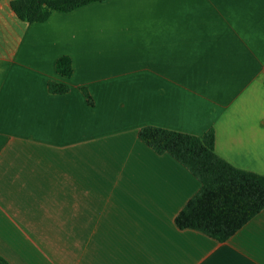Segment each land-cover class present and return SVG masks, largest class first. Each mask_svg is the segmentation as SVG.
Here are the masks:
<instances>
[{
    "label": "crops",
    "instance_id": "0c3cea01",
    "mask_svg": "<svg viewBox=\"0 0 264 264\" xmlns=\"http://www.w3.org/2000/svg\"><path fill=\"white\" fill-rule=\"evenodd\" d=\"M13 1L0 0V256L264 264V210L225 243L181 230L202 184L139 137L213 129L222 159L264 176V0H108L34 24Z\"/></svg>",
    "mask_w": 264,
    "mask_h": 264
},
{
    "label": "trees",
    "instance_id": "16d2710c",
    "mask_svg": "<svg viewBox=\"0 0 264 264\" xmlns=\"http://www.w3.org/2000/svg\"><path fill=\"white\" fill-rule=\"evenodd\" d=\"M108 0H15L11 8L16 16L29 24L45 23L52 13H70L92 3ZM57 73L71 78L72 59L60 58ZM54 95H64L70 87L49 82ZM90 103L92 104V100ZM140 139L157 154H170L186 167L202 184L200 191L176 217L181 230L191 229L225 243L264 210V176L240 170L215 152V131L203 136L172 130L144 127ZM0 264H10L0 256Z\"/></svg>",
    "mask_w": 264,
    "mask_h": 264
}]
</instances>
